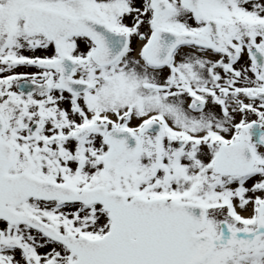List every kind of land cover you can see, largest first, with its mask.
Segmentation results:
<instances>
[{"label": "snow or ice", "instance_id": "snow-or-ice-1", "mask_svg": "<svg viewBox=\"0 0 264 264\" xmlns=\"http://www.w3.org/2000/svg\"><path fill=\"white\" fill-rule=\"evenodd\" d=\"M0 264H264V0H0Z\"/></svg>", "mask_w": 264, "mask_h": 264}]
</instances>
